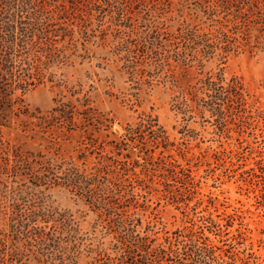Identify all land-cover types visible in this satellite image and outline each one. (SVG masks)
Listing matches in <instances>:
<instances>
[{"label": "rangeland", "instance_id": "374dc122", "mask_svg": "<svg viewBox=\"0 0 264 264\" xmlns=\"http://www.w3.org/2000/svg\"><path fill=\"white\" fill-rule=\"evenodd\" d=\"M38 11L4 263L264 264V0H0Z\"/></svg>", "mask_w": 264, "mask_h": 264}, {"label": "trees", "instance_id": "16d2710c", "mask_svg": "<svg viewBox=\"0 0 264 264\" xmlns=\"http://www.w3.org/2000/svg\"><path fill=\"white\" fill-rule=\"evenodd\" d=\"M33 22H25L23 27L0 22V126L8 113L22 114L21 100L13 98L17 89H21L29 80L40 76V68L34 55L32 45L33 31L26 26L37 29L42 16L38 11L33 15ZM20 19V15L18 17ZM28 85V84H27ZM0 255V264H5ZM11 258L6 264H12Z\"/></svg>", "mask_w": 264, "mask_h": 264}]
</instances>
